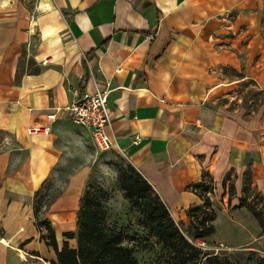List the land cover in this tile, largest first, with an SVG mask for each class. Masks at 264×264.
<instances>
[{"label":"crops","instance_id":"obj_1","mask_svg":"<svg viewBox=\"0 0 264 264\" xmlns=\"http://www.w3.org/2000/svg\"><path fill=\"white\" fill-rule=\"evenodd\" d=\"M253 82L264 93V0H0V264L55 258L35 207L59 171L71 178L43 221L59 248L77 229L75 151L80 128L91 133L65 109L96 87L108 93L110 151L123 152L171 217L189 222L206 173L213 208H225L217 219L252 223L240 201L249 202L246 169L249 192L264 194V117L249 116L254 105L250 118L234 114ZM236 87L241 105L225 107ZM243 235L264 249V233Z\"/></svg>","mask_w":264,"mask_h":264},{"label":"rangeland","instance_id":"obj_2","mask_svg":"<svg viewBox=\"0 0 264 264\" xmlns=\"http://www.w3.org/2000/svg\"><path fill=\"white\" fill-rule=\"evenodd\" d=\"M224 73L234 76L232 72L224 71ZM253 84L254 87L251 88L253 93L261 94L259 96L250 95L248 100H253L254 103L250 104V101L246 104L247 106H244V109H236L234 114L236 117L241 116L243 119H247L249 116L256 119L264 117V93L260 92L261 90L255 82ZM241 89V87H236L232 90L235 93L227 97L228 102L225 107H228L230 102L241 105L242 101L237 100L246 95V91L243 94L240 92ZM248 105H254V107L250 106L254 113L249 114V116L247 115L250 109ZM80 129L85 131L83 128ZM83 131H81V135L84 137L85 145L81 146L80 150L75 151V158L80 160L81 164L78 163L74 169L84 172L79 207L85 194L94 196L99 204V209L102 211L104 226L115 231L120 230L123 233L125 238L123 245L132 250L138 264H181L179 259L165 253L161 249L160 243L147 233L141 214L137 209L130 207L123 190L120 188L119 176L127 166H131L128 159L123 156V152H97L92 145L91 137L89 134H82ZM246 170L243 175V182L247 183L249 182V171ZM70 178L71 176L67 175L66 172L59 171L43 184L37 194L36 201L39 204V213L37 214L39 221L46 219L45 215L49 212L50 205L61 196ZM245 196L249 200L248 203L264 216V198L261 194L252 191L246 193ZM242 208L246 209L245 207ZM211 209L215 213V219L211 223L214 230L202 239H192L191 235L195 230L194 225H190V221L182 223L172 216L175 223L180 226L183 235L199 252V255L192 257V259L187 255L181 257L180 259H184L182 264H264V249L254 244L251 236L243 235V232L249 231L252 236L261 233L255 218L250 214L252 223L239 222L235 219L239 222L238 224H229L226 217L217 219L218 213H221L225 208L223 209L219 204L213 208L211 204ZM226 211H230L229 207ZM49 217L50 215H48ZM51 227L55 233V229L53 226ZM76 230L73 232L74 235H76ZM39 233V240L47 243L50 239L49 231L39 227ZM58 241L60 245L64 239L58 238ZM69 244L73 245V241H70Z\"/></svg>","mask_w":264,"mask_h":264},{"label":"trees","instance_id":"obj_3","mask_svg":"<svg viewBox=\"0 0 264 264\" xmlns=\"http://www.w3.org/2000/svg\"><path fill=\"white\" fill-rule=\"evenodd\" d=\"M253 94L249 92L248 95ZM208 175L203 173L202 183L194 185L193 191L201 198L202 204L188 209L187 217L190 225H194L195 232L192 239H202L214 230L212 222L215 213L211 209V201L208 197L211 189L206 183ZM119 186L123 190L130 207L137 209L142 216L144 228L161 245V249L179 259L181 264L187 255L190 259L197 257L199 252L189 242L171 217L169 210L163 204L159 196L152 190L144 178L132 167L127 166L119 176ZM243 192H249V183L245 182ZM264 198V194L261 195ZM240 206L245 207L255 218L262 233H264V216L246 202L240 201ZM39 212V204L35 207V213ZM102 211L94 196L85 194L82 198L76 220V235L64 233L60 248L53 230L48 221H39L38 226L49 231L50 247L55 258L50 264H138L132 254V250L125 247L123 233L104 226ZM191 239V238H190ZM69 241L75 245L70 246Z\"/></svg>","mask_w":264,"mask_h":264},{"label":"built area","instance_id":"obj_4","mask_svg":"<svg viewBox=\"0 0 264 264\" xmlns=\"http://www.w3.org/2000/svg\"><path fill=\"white\" fill-rule=\"evenodd\" d=\"M107 99V91L96 87L92 93L80 95L65 109L74 124L90 130L93 146L100 153L108 152L113 148V141L108 133L110 117ZM55 118V113L46 116L49 122H53ZM49 132L50 128L48 127L28 130L30 136Z\"/></svg>","mask_w":264,"mask_h":264}]
</instances>
